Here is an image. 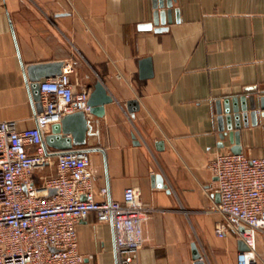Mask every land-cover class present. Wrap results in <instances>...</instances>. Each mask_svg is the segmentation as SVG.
<instances>
[{"label":"crops","instance_id":"obj_1","mask_svg":"<svg viewBox=\"0 0 264 264\" xmlns=\"http://www.w3.org/2000/svg\"><path fill=\"white\" fill-rule=\"evenodd\" d=\"M155 1L0 0V121L35 125L31 64H71L76 88L91 92L102 81L114 101L102 118L88 116L95 195L121 200L127 187L139 188L148 208L140 263L195 264L196 249L206 264H237L240 240L215 233L220 195L208 162L234 145L221 137L217 103L224 110L227 98L258 103L264 95V0H176L171 23L142 29ZM146 57L153 76L141 79ZM256 107L257 123L249 115L240 130L247 156H264V110ZM77 231L84 264H118L112 223L91 213ZM256 241L264 260V236Z\"/></svg>","mask_w":264,"mask_h":264},{"label":"built area","instance_id":"obj_2","mask_svg":"<svg viewBox=\"0 0 264 264\" xmlns=\"http://www.w3.org/2000/svg\"><path fill=\"white\" fill-rule=\"evenodd\" d=\"M73 73L66 64L61 74L41 80L42 111L34 115V126L0 121V264H84L77 225L91 213L113 224L118 264H141L148 208L139 188L127 187L121 200H98L89 152H56L46 144L45 136L64 115H90L91 91L76 88ZM208 169L220 195L216 235H234L245 244L237 264H264L256 241L264 236V156L217 152ZM107 193L100 189L103 197Z\"/></svg>","mask_w":264,"mask_h":264},{"label":"water","instance_id":"obj_3","mask_svg":"<svg viewBox=\"0 0 264 264\" xmlns=\"http://www.w3.org/2000/svg\"><path fill=\"white\" fill-rule=\"evenodd\" d=\"M176 0H156L155 12L153 22L144 24L142 29H151L154 25L160 24L166 26L167 23L172 22L173 3ZM167 27H158L156 31L166 30ZM63 61H49L42 63H35L27 66V78L29 80V87L31 90L32 98L42 111L40 82L44 78L59 75L63 71ZM153 76V65L150 57H146L140 61V77L141 79H148ZM114 101L113 97L108 92L107 88L102 81L98 80L89 97L90 115L95 118H102L105 115V106ZM241 104L237 98L230 100L229 98L224 101V110L221 107V102L217 103L219 129L221 131L222 139L229 136L230 142L233 143L232 152L240 153V130L242 122L245 126L248 125V117L250 115L252 123L256 124L258 119V109L264 110V95L258 98V103L255 98L241 97ZM250 108V113L249 108ZM129 111L134 114L139 109L137 100L128 102ZM264 115V111L262 112ZM84 111H76L63 116L59 123L52 126L51 132L45 136V141L48 147L56 152H66L74 150L76 146H86L88 144V136L91 134L93 120L88 117ZM88 151V149H85ZM56 190L51 189L50 194H55ZM195 247V245H194ZM241 250L245 249V244L240 241ZM195 264H206L202 259L201 254L194 250Z\"/></svg>","mask_w":264,"mask_h":264},{"label":"trees","instance_id":"obj_4","mask_svg":"<svg viewBox=\"0 0 264 264\" xmlns=\"http://www.w3.org/2000/svg\"><path fill=\"white\" fill-rule=\"evenodd\" d=\"M85 149H86L85 146H80V147H78V148H76V149H74V150H85Z\"/></svg>","mask_w":264,"mask_h":264}]
</instances>
